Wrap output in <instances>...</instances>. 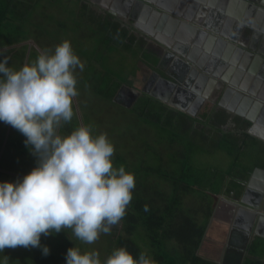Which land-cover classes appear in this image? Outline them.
Returning <instances> with one entry per match:
<instances>
[{
    "label": "clouds",
    "instance_id": "clouds-1",
    "mask_svg": "<svg viewBox=\"0 0 264 264\" xmlns=\"http://www.w3.org/2000/svg\"><path fill=\"white\" fill-rule=\"evenodd\" d=\"M0 62V121L25 136L37 158L23 179L0 183V252L6 248L41 247V236L71 229L79 241L95 243L126 215L135 177L123 165L114 167V145L92 127L59 129L74 116L77 68H84L65 40L39 51L18 70ZM145 211L148 206L145 205ZM44 255L49 248H42ZM9 257H3L8 264ZM66 264H102L95 250L70 247ZM103 264H154L146 253L135 259L126 247L114 249Z\"/></svg>",
    "mask_w": 264,
    "mask_h": 264
},
{
    "label": "rangeland",
    "instance_id": "rangeland-1",
    "mask_svg": "<svg viewBox=\"0 0 264 264\" xmlns=\"http://www.w3.org/2000/svg\"><path fill=\"white\" fill-rule=\"evenodd\" d=\"M26 9L29 10L24 16ZM16 10L5 21V32L10 31L14 38L22 40L23 43L0 50V62L6 59L7 67L11 69L16 67L15 70H18L25 63L34 60L39 51L46 48L54 50L59 43L69 41L74 53L84 65L82 71L77 68L75 73L79 95L73 99V109L75 111L77 107L79 110V118L82 121L78 120L79 126L81 124L90 125L93 136L106 133L114 145V156L123 155L128 162L137 164L138 161H142V164H146L144 162L146 161L157 167L160 166L158 159L160 155L163 161L162 166L167 169L168 156L172 155V152H178L179 157L184 152L185 156L188 153L191 154V163L196 168L211 167L224 172L232 169L235 157L221 146L225 138L219 134V131H216L214 126L209 128L206 123L195 122L188 117L184 118L186 123L181 126L183 117L172 109H167L166 116L161 123L145 116L142 117L141 109H134L135 106H140L149 99L146 97L148 95H143L139 102L137 97L133 99L136 93L130 90V86L139 90L145 80L144 71L148 70L143 63L144 59H141L142 56L139 55L142 43L134 42L130 49L127 43L119 41L120 38L117 40L112 37L105 44L103 38L110 37L115 31L114 28L113 30L108 29L107 23L103 22L101 11L96 14L93 10H87L80 0H16ZM150 60L153 59L147 58V61ZM0 79H3L2 75ZM118 83L124 85L129 83V85L122 86L114 92ZM120 96H124L128 101L122 102L119 99ZM154 102L160 104L156 100ZM157 104L156 108H159ZM147 111L152 115L157 114L153 107H149ZM202 115L204 116L201 118L206 119L205 113ZM167 119L173 121V125L177 126V131H172V125L171 127L164 126ZM73 124V120L63 124L64 132L70 134L75 129ZM7 132V125L0 127V136H5ZM174 134L178 136L179 143L171 145L167 139ZM10 139V137L1 139L0 142V168L5 170L0 169L1 172H5L0 173V183L15 182L18 179L16 177L23 179L37 164L36 156L33 155L31 147L25 145V141L20 144L21 154H19L15 150L17 142H10ZM249 145L248 151H244L241 161L237 164L240 170L248 168L251 172L255 167L264 165V152L257 155L255 144L251 142ZM250 151L253 154H249ZM185 156L179 158L176 163L172 162L171 169L175 170L179 167L180 163L185 160ZM149 180L163 183L160 178L149 177ZM212 197L213 195L210 198ZM60 233L65 234L70 246L78 247L81 253L97 251L103 264L112 248L115 247V241L123 233V229L119 222L118 225L112 227L110 234H101L93 244L79 241L74 237L71 229L62 230ZM131 238L144 250L150 248L142 241L145 238L143 232L137 231ZM53 241L51 234L42 235L41 247L6 248L4 252H0V264H3L5 255L9 257L8 264H34V257L43 254V246L46 245L49 248V253L57 250V244ZM169 244L174 245L173 242ZM260 248H253L250 258L261 259L264 251ZM250 250L246 252L243 264L250 255ZM254 251L256 253H253Z\"/></svg>",
    "mask_w": 264,
    "mask_h": 264
},
{
    "label": "trees",
    "instance_id": "trees-1",
    "mask_svg": "<svg viewBox=\"0 0 264 264\" xmlns=\"http://www.w3.org/2000/svg\"><path fill=\"white\" fill-rule=\"evenodd\" d=\"M28 10H25L24 16ZM14 11H17L16 0H0V50L11 45L23 43L22 40L14 38L10 31L5 32L4 23ZM117 30L118 27L115 26L114 31L116 32ZM124 35L125 31L120 33V37ZM110 38L108 36L103 39L108 42ZM120 86L121 84L118 83L114 92ZM146 97L149 99L140 106L134 105V109H141L140 115L142 117L145 116L152 119V121L157 120V122L162 123V119L166 116V111L169 109L155 103V99L152 97ZM138 100L140 102V99ZM156 102L158 101L156 100ZM156 104L159 108H156ZM149 107H153L157 114L152 115L149 113L147 111ZM181 115L183 117L182 126L186 123L184 118L188 116ZM227 119L228 116H222L219 121L224 123ZM72 120L75 128L79 126L77 119L75 120L73 117ZM3 125H7V128L9 126V124L0 121V127ZM165 125L166 127H171L172 125V131H177V126L173 125V121L167 119ZM218 131L222 132V129L218 128ZM60 132L61 135H67L62 127ZM248 135L250 134L248 133ZM224 138L223 143L221 140V146L229 150V153L235 157L234 166L226 172L211 167L196 168L191 163V154L188 153L185 156L184 152L179 157L177 155L178 152H172V155L168 156L166 161L167 169L163 168V161L160 155H158L160 166L157 167L146 161H144L146 164H142V161H138L137 164L136 162H128L125 156L119 154L112 157L114 167L118 168L123 165L126 171L134 175L135 188L132 190V200L126 209V215L120 221L123 233L116 239L115 247L112 248L111 252L119 247H126L135 259H138L140 253L143 252L154 261V264H217L198 256V250L213 216L219 195L223 192L226 180L228 177H233L235 179H233L232 183L239 184L236 180L239 172L237 163L241 161L242 151L246 142L244 140V143L241 144L240 137L233 136V133L226 134ZM167 141L173 145L174 143H179V138L174 134L170 135ZM184 156L185 160L180 163L179 167L175 170L171 169L172 162L176 163L179 158ZM247 173L248 171L244 169L243 174L247 175ZM149 177L160 178L163 183H157L155 180L152 182ZM236 184L234 185L237 186ZM211 195H213L212 198H210ZM145 205L148 206V211L144 210ZM137 231L145 234V238L142 241L145 246H150L149 249L144 250L143 247H140L141 245L131 238ZM51 235L54 238V244H57V250L48 255L42 254L34 257V264H66L67 250L71 247L68 243V238L60 232L52 233ZM170 242H173L174 245L169 244ZM253 248H260L264 251V240L258 239ZM252 249L244 264H264V254L261 259L250 258ZM253 253L256 252L254 251Z\"/></svg>",
    "mask_w": 264,
    "mask_h": 264
},
{
    "label": "water",
    "instance_id": "water-1",
    "mask_svg": "<svg viewBox=\"0 0 264 264\" xmlns=\"http://www.w3.org/2000/svg\"><path fill=\"white\" fill-rule=\"evenodd\" d=\"M238 1L244 5L250 4L249 6H251V8H253V5L254 7L258 4L264 5V0H233L232 2L236 4ZM114 2L120 4V0H115ZM125 3L129 7L131 16L137 18L140 11L142 12V15L145 13L150 14V17L152 18L148 19L154 26H150V30H148L149 33L155 35L154 28H156L160 34L162 33L164 36H161L162 40H159L165 46L166 53L170 57L176 59L175 62L169 64L170 72H172L173 75L167 71L166 73L168 76H162L155 71L160 77V80L164 81L167 85V97L159 95L157 91H153L151 89V84L153 82H148L141 91H134L137 96L136 99L140 97L141 93L147 94L169 106L174 105L172 102L175 98L176 100L181 101L185 99V104L177 105V108L188 114L195 115L196 112L195 110L190 109V102L186 100V96L190 100L189 95H192L197 101H199V104H203L206 99H210L212 96L216 95L217 92L215 90L222 84V81H226V88L220 93V96H222L220 97L221 100H219L220 105L228 108L230 113L249 120L253 127L249 133L264 138V89L260 87L263 83L259 82L258 85L257 83L254 85L249 76V74L254 71H260V74H264V47L259 48L256 46L255 39L257 38V35L254 36V40L252 38L251 40L249 39V42L251 43H249L248 50L237 48L238 46L223 38V36L228 35L226 32L222 31L220 21H225L227 15L235 17L237 14L235 15L234 9L228 11L226 14L225 12H221L220 15H218L216 10L213 9L212 15L218 18L216 19V23L211 19L210 21L212 23L208 21V24H203V22H200L198 19L190 18L188 16H180L177 12L168 7L157 9L155 7L157 4L155 0H126ZM103 4L106 6L111 5L109 0H103ZM112 6L114 7V5ZM247 17V29L251 28L255 33L258 32V28L255 26L256 23L253 24L252 22V15H247ZM139 20L140 18L137 19V21ZM137 21L135 23L136 25L138 24ZM206 25H209V27ZM240 27H242L241 29L246 28L245 24ZM259 31H261V29ZM202 33L204 34L203 36H201ZM206 35L212 39L209 41V47L207 48L209 51L211 50V53L215 52L218 55V44L214 43L217 41L216 37H219L218 43L220 41L223 43L221 46L224 55L222 54L221 56H223L224 59H220L221 57L218 59L213 55L210 63L213 64L214 62H219L223 65L232 66L233 69L236 67L234 70H238V72L233 78L222 75L219 69L217 72L215 71V73L212 72L213 68H207V65L205 67V61H203V59L199 58L197 55L189 53V43H191L194 48L199 49L201 48L204 40L203 38ZM233 46L237 51V53H234V58L236 60L230 59V56L232 55L230 51H232L231 47ZM225 55H227L228 59ZM201 70H203L202 74ZM221 75L222 78L220 77ZM196 100L190 101H195L196 103ZM197 105H194V107H197ZM259 126H261V129ZM257 130L262 132L261 135ZM250 180V184H248L249 182L247 183V186L241 195V202H237L231 198H220L221 200H219L214 210L204 239L198 250V256L218 264H224L226 248L231 240L239 242L246 234L248 240H251V237L253 241H256L257 238H264V234L261 231L264 227V168L257 167L254 169ZM261 181L262 185L259 186ZM252 195L259 196L261 202H250L249 197ZM224 206L232 208L231 216L227 217L230 225L226 233H221L225 236V241L218 248L216 255H212L205 250V248L208 247L212 234L216 232L220 225L229 223L223 217V214L225 213V211H223ZM240 206V216L242 215L241 213H248L254 217L249 226L241 225L238 226V228L233 229V222L236 219ZM257 217H259V221L256 220ZM244 220L246 219L244 218ZM249 245L250 241H248L245 248L246 252L248 251ZM242 259L244 262L245 255Z\"/></svg>",
    "mask_w": 264,
    "mask_h": 264
},
{
    "label": "flooded vegetation",
    "instance_id": "flooded-vegetation-1",
    "mask_svg": "<svg viewBox=\"0 0 264 264\" xmlns=\"http://www.w3.org/2000/svg\"><path fill=\"white\" fill-rule=\"evenodd\" d=\"M97 1H100V0H97ZM109 1H110L111 5H108V7H110L112 5H114V6L120 5L121 8H122V11L114 14V10H112V13H113L112 14L109 11V9L105 6L104 8H102V10H100L102 12L103 22L107 23V25L109 24V27H110V25L113 26V28L115 26L118 27V30L115 32L116 34L118 33L117 37H120V33H123L125 31V35L123 37L127 38L130 43L133 44L134 42H139V38L140 37L138 36V34H136L135 32L134 33H130L131 27L134 28L132 25L133 24L135 25L136 21L134 20L135 16L134 17L132 16L133 20H130L128 17H126V15H130L131 16L129 7L125 3L126 0H120V4L119 3H115L114 2L115 0H113V1L109 0ZM260 5L258 4L257 6H260ZM257 6H255L253 8L250 7V9L248 11H244V12L241 11V10H238L239 13L245 14V21H239L238 22V26H242L243 24H247L248 23L247 15L248 16L252 15V17H254V13L256 15L259 12V11H257L255 9ZM119 13H121V15ZM139 15H142L141 11L139 12ZM259 16L260 15L257 14V18ZM206 26L209 27V25H206ZM245 26H246V28L245 29L243 28L241 30L245 31L244 42L246 41V44H244V42L236 39V37L232 38V37H228V36H223V38H225L226 40H229L231 43H233L236 46H238L237 48H240V49L244 48L245 50H248L249 49V45H250L249 43H251V42H249V39L251 40V38H252L254 40V36L257 35V38L255 39L256 46L259 47V48L264 47V28L261 29L260 27H257L258 28V32L255 33V31H252L251 28L247 29V25H245ZM239 28H242V27H239ZM260 29H261V31H259ZM259 34L262 35V40L261 41H259V39H258V35ZM203 35L204 34L202 33L201 36H203ZM216 38H217V41L214 42V43L218 44V49H217L218 55L215 52L210 54V55H212V56L214 55L218 59L220 57H221L220 59H224L223 56H221L222 54L224 55L223 48L221 46V45H223V43L221 41L218 43V38L219 37H216ZM203 39L204 40L202 42L201 48H199V49L194 48L193 45L191 43H189V48H190L189 49V53L193 54V55H197L199 58L203 59V61L206 60L205 61V67L207 65V68L211 69L214 66H216V67L219 66L220 65L219 62H214L213 64H211L210 61H208V59H210V58L208 57V55L206 54L205 49H204V43L207 42V41H211L212 39L209 38L208 35L204 36ZM117 40H119V38H117ZM238 42H240V43H238ZM121 43H122V41H121ZM150 45L151 44L148 45L149 48H151ZM144 47H145V45L143 46V48ZM231 48H232V51H230V52L232 53V55L230 56V59L236 60L234 58V55H235L234 53H237V51H236V49H234V46L231 47ZM194 49H196V50H194ZM157 51H158V49H157ZM159 51H160V53H162V55H160V56L158 55L159 60H158L157 63L153 62L154 60L147 61L146 58H143L144 59L143 63H145L146 69H148L147 71H149V72L147 73L146 71H144L143 78H145V80L143 82V85L139 88V90H137L135 88H132L130 86V90H132V92L133 91H141L146 86V83L153 82L151 84V89L153 91H157L159 95L167 97V93H166L167 85H166V83H164V81L160 80V77L157 75V73L155 71H157L162 76H166V75L168 76V74L166 73L167 71H169V73L171 75H173V73L170 72L169 64H172L173 62H175L176 59L174 57H170L166 53L167 51L165 50V46L163 44H162V47H160ZM145 54H146V52H145ZM225 56L227 58V55H225ZM237 67H238V65H237ZM234 69H236V67H234ZM202 71L203 70H201V74H202ZM215 71H216V68H214L212 70V72H214V73H215ZM249 76H250L251 81L254 83V85L256 83L258 85L259 82L263 83V85L261 84L260 87L264 89V74H262V73L260 74V71H254V72L250 73ZM220 77L222 78V75ZM226 83H227L226 81H222V84L215 90L217 92L216 95L212 96V98H210V99H206V101H204L203 104H199V101H197L196 98L194 96H192V95H189L190 100H196V103H195V101H190L187 96H186V100H188V102H190V109H193L196 112L195 115L191 116L192 119L196 117L195 118L196 120L200 119L201 122H199V123H202V124L206 123L207 125H209V128L211 126H214L216 131H218V128H221L222 132H219V134L222 137H224L226 134H232V133H233V136H235V137L236 136H240V138L242 139L243 143H244V140H246L245 145H244V148H245L246 143L250 142L251 138L253 136V134L249 133L250 130L253 127H252V124L250 123L249 120H247L246 118H241L240 119V117H238V118L234 117L233 115H231V113L229 112L228 108L220 105L219 99L217 98V95H218L220 90H224L226 88ZM120 84H121V86L119 88H121L122 86L129 85V83L127 85H124L122 83H120ZM126 90L130 91L129 89H126ZM143 95H147V94H142L141 93L140 97H142ZM136 97L137 96L134 95L133 99H135ZM149 97H151V96H149ZM119 99L122 102L128 101V100H126L124 98V96H120ZM174 100H176V98ZM177 102L180 105H184L185 104V99H183V101L177 100ZM194 105H197V107L196 106L194 107ZM168 109L170 110L171 108H168ZM203 113H205L206 119H202L201 118L202 116H204V115H202ZM222 116H228L227 121L224 122V123L219 121V118L222 117ZM231 121H236V123H237L236 124V128H233L230 125ZM247 122H249V124H247ZM259 128L261 129V126H259ZM257 132L260 133L261 131L257 130ZM248 133L250 135H252V136L248 135ZM254 136H257V135H254ZM257 140H259V142H261V143L257 144L258 146L255 145V148H256V151H257L256 154L258 155L260 152H264V144H263L264 142L261 141L259 138H257ZM249 144L250 143H248V146L246 147L245 151H248V149L250 147ZM243 153H244V151L242 152V155H243ZM251 153L253 154L252 151H250L249 154H251ZM261 158H262V156H261ZM258 159H260L259 156H258ZM258 167L264 168V165L263 166H258ZM256 168L257 167H255L254 169H256ZM245 170L248 171L247 175L243 174L244 169H242V171H240V169H239L238 176L236 177V180L239 183L238 185L236 183H232L234 181L233 179H235L233 177L232 178L229 177L226 180L225 187L223 189V193L219 195V199L217 201V204H218L219 200H221L220 198H222V197L225 198V199H228V198L230 199L231 198L233 200H236L237 202H241V199H242L241 195L243 194V192H244V190H245V188L247 186V183L249 182L248 184H250V181H251L250 179L252 178V175H253V171L250 172L248 168H245ZM234 184H236L237 186H235ZM261 185H262V181L260 182L259 186H261ZM249 201L252 202V203H260L261 199H260L259 196L252 195V196L249 197ZM217 204H216V206H217ZM216 206H215V208H216ZM231 209H232L231 207L224 206V210L223 211H225V213L223 214V217L228 222H229V220L227 219V217L231 216V212H232ZM240 210H241V206H240V208H239V210L237 212L236 219L233 222V229H236V228H238V226H241V225L242 226H249L251 220L254 217L253 215L248 214V213H241L242 215L240 216L239 215L240 212H241ZM227 212H228V214H227ZM246 216H247V218H246ZM244 218L246 220H244ZM256 220L259 221V217H257ZM229 225H230V222L229 223H224L223 225H220L217 228L216 232H214L212 234V237H211V239L209 241L208 247L205 248L207 253L212 254V255H216L218 248L225 241V236H223L222 234L224 232L225 233L227 232ZM261 231L264 234V227L262 228ZM243 238L244 239L241 240V243H237L234 240L233 241L231 240L228 243L227 248H226V253H225V256H224V264H240L241 263V258H243V256L246 254V250H245L244 247H245L246 242H248L247 234Z\"/></svg>",
    "mask_w": 264,
    "mask_h": 264
},
{
    "label": "crops",
    "instance_id": "crops-1",
    "mask_svg": "<svg viewBox=\"0 0 264 264\" xmlns=\"http://www.w3.org/2000/svg\"><path fill=\"white\" fill-rule=\"evenodd\" d=\"M80 1L82 2V5L84 6V8H87V10H90V11L93 10V11H95L96 14L100 13V10H102V8H104L106 6L103 4V0H100V1H97V0H80ZM155 1L157 3L155 6L157 9H164V7H168V8H171L172 10H174L175 12H177L180 16H188L190 18L198 19V20H200V22H203V24H208V21H210L211 19H213L214 23H216V19H218V18L216 16L212 15L213 9L216 10V13H218V15H220L221 12H223V13L225 12V14H226L228 11H232L234 9L235 15L236 14L237 15L235 17L227 15L225 21H223V20L220 21V26H221L222 31L227 33L228 37H232V38L236 37V39L244 42L245 31L241 30V28H239L240 26H238V22L239 21H245V14L239 13L238 10H241L243 12L248 11L251 7V6H249L250 4L243 5V3L239 2V1L235 4L232 2L233 0H155ZM106 7L109 9V11L111 13H112V10H114V14L121 12V6L120 5H116L114 7H112V6H110V7L106 6ZM253 7H254V5H253ZM255 9L257 11H259L257 14H259L260 16L257 18V14L255 15V13H254V17L252 19V22H253V24L256 23L255 24L256 27H260L261 29H263L264 28V5L257 6ZM119 14L121 15V13H119ZM126 17H128L130 20H133L132 16H130V15H126ZM138 18H140L139 21H137ZM148 18H152V17H150L149 13L139 15V16H137V18L134 17V20L137 21L138 24L132 25L134 28L131 27L130 33L135 32L140 37L139 42H137V43H142V46H141V49L139 52L140 53L139 55L142 56L141 59L144 58L143 56L145 55V52H146V53H148V54H146V59L147 58L153 59L154 60L153 62L157 63L159 60L158 55L159 56L162 55V53H160L159 50H160V47H162V43L160 41V40H162L161 36H164V35L162 33L160 34L156 30V28H154L155 29V31H154L155 35L149 33L148 30H150V26H154V25L151 23V21ZM210 23H212V22L210 21ZM245 25H247V24H245ZM108 27H109V24H108ZM108 29L113 30V26L110 25V27ZM117 34L114 32V34H111L110 37L111 38L113 37L115 39L120 38V40H119L120 42L122 41L123 43H127L128 47L130 49H132V43H130L129 40L125 37H117ZM258 39H259V41L262 40L261 34L258 35ZM208 43H209V41L205 42L204 49H205L206 54L210 58V59H208V61H211L212 55H210V54H212V53H211V50L209 51L207 49L209 47ZM238 43H240V42H238ZM105 44H107V42H105ZM149 44H151L150 45L151 48L148 47ZM244 44H246V41L244 42ZM144 45H145V47L143 48ZM157 49H158V51H157ZM15 68L16 67H14L13 70H15ZM214 68H216V72L219 69L220 73L222 75L229 76L230 78H233L238 72L237 70L235 71L233 69V67L229 66V65L220 64L217 67L214 66L213 69ZM146 72L148 73L149 71H146ZM221 92H222V90H220L218 95H217V98L219 100H221L220 97H222V96H220ZM155 100H157V99H155ZM157 101H159V100H157ZM159 102L161 103V105L168 107V108H171L175 112H178L180 114H183V115L190 117V119L195 121V122H201L200 119L196 120L195 119L196 117L192 119L191 114H188V113L182 111L181 109H178L177 105H180V104H178L177 100H173L172 103L174 105H171V106L167 105L166 103H164L162 101H159ZM75 112H76V114H75ZM75 112H74V116H73L74 119L75 120L77 119L80 122H82L79 118L80 113H79V110L77 107H76ZM231 115H233L234 117H237V118L240 117V119L243 118V117L236 115V114L231 113ZM236 124H237L236 121H231V123H230V125L233 128H236ZM60 130H61V128L59 129V133H61ZM7 131L8 132L6 133L5 136H0V142H1V139H7L8 137H10L11 138L10 142H12V141L17 142V145L15 147L16 153L21 154L19 147H20V144L22 143V141H25V139H26L25 136H22V134L18 130H16V129L14 130V128L11 127V125L8 126ZM261 133L262 132H260L259 134L261 135ZM7 135H8V137H6ZM250 136H252V135H250ZM257 138H259L261 141L264 142V138H261L260 136H254L253 135L251 138V141L246 143V146L243 149V151L246 150L248 143L253 142L256 146H258L257 144H259L261 142H259V140H257ZM21 139H23V140H21ZM239 140H240V143L243 144L242 139L239 138ZM29 148L30 147H28V149ZM1 170L5 171L3 169H1ZM1 170H0V173H5V172H1ZM7 173H9V172H7ZM8 175H11V174H8ZM18 178H20V177H18ZM242 239H244V238H242ZM258 239L259 238H257L256 241H253L252 237H251L252 241L248 240V241H250V245L248 246V249H252L255 246ZM262 239L264 240V238H262ZM241 240L237 243H241ZM247 244H248V242H246L244 248H246ZM263 260H264V256H263ZM240 264H243L242 258H241Z\"/></svg>",
    "mask_w": 264,
    "mask_h": 264
}]
</instances>
